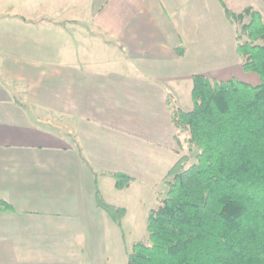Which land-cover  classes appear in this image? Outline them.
<instances>
[{"label":"crops","instance_id":"obj_1","mask_svg":"<svg viewBox=\"0 0 264 264\" xmlns=\"http://www.w3.org/2000/svg\"><path fill=\"white\" fill-rule=\"evenodd\" d=\"M195 74L259 82L218 0H0V264H125L186 151L167 98L190 110Z\"/></svg>","mask_w":264,"mask_h":264},{"label":"trees","instance_id":"obj_2","mask_svg":"<svg viewBox=\"0 0 264 264\" xmlns=\"http://www.w3.org/2000/svg\"><path fill=\"white\" fill-rule=\"evenodd\" d=\"M218 2L234 27L243 71L259 82L195 74L188 111L168 95L174 136L181 143L186 135V151L148 212L146 241L133 244L125 264H264V8L236 12ZM129 181L117 175L115 186ZM97 202L120 223L124 208ZM10 209L0 200V212Z\"/></svg>","mask_w":264,"mask_h":264},{"label":"rangeland","instance_id":"obj_3","mask_svg":"<svg viewBox=\"0 0 264 264\" xmlns=\"http://www.w3.org/2000/svg\"><path fill=\"white\" fill-rule=\"evenodd\" d=\"M254 8L258 9L257 5L256 4H253ZM252 75H254L255 77H258L257 74L255 73H252L250 72ZM259 80V79H258ZM184 134H181V138L182 140L184 139L183 137ZM181 141V140H180ZM193 153L191 154V156L193 157ZM147 239V231H146V227L143 226L141 229H136V233H135V236H134V240L136 241H146ZM129 240V239H128ZM131 250V247L129 248V251Z\"/></svg>","mask_w":264,"mask_h":264}]
</instances>
